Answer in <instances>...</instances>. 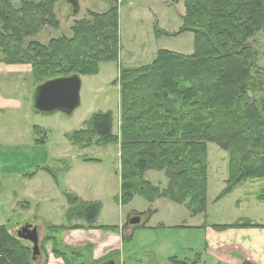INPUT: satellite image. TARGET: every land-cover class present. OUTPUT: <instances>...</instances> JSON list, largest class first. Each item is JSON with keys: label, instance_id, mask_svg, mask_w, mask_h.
<instances>
[{"label": "trees", "instance_id": "1", "mask_svg": "<svg viewBox=\"0 0 264 264\" xmlns=\"http://www.w3.org/2000/svg\"><path fill=\"white\" fill-rule=\"evenodd\" d=\"M62 1L0 0V64L29 67L35 95L47 82L92 77L99 74L101 64L120 59L118 0H101L109 9L89 12L76 21L71 38L38 41L44 30L61 27L57 6ZM182 1L166 0L170 5ZM184 6L183 26L173 36L192 33L194 53L185 56L163 50L150 65L122 69L119 135L114 134L115 119L108 112L93 115L83 130L68 139L81 149L119 145L123 205L139 195L151 204L169 200L199 216L206 215L209 207V144L228 154L229 180L219 199L245 181L264 182V69L258 66L253 46L264 29V0H184ZM34 111L38 113L35 107ZM39 129L34 127V132ZM151 170L166 175L167 189L145 180ZM66 196L67 225L44 224L41 254L35 261L33 246L19 239L15 223L0 226V264H48V245L64 264H86L85 250L66 246L59 239L62 232L122 230L124 242H129L134 231L142 228L132 227L129 237L128 227L104 228L98 223L101 204ZM257 200L264 205V188ZM240 227L247 225L217 228ZM117 257L115 253L107 261L120 264ZM171 262L199 264L176 258Z\"/></svg>", "mask_w": 264, "mask_h": 264}, {"label": "rangeland", "instance_id": "2", "mask_svg": "<svg viewBox=\"0 0 264 264\" xmlns=\"http://www.w3.org/2000/svg\"><path fill=\"white\" fill-rule=\"evenodd\" d=\"M118 1L122 47L120 59L118 62L101 64L98 75L81 78L80 106L73 114H36L31 107H35V85L30 68L23 67L20 72L0 65V140L7 145L1 148L0 157L6 154L9 166H17L10 171L13 172L10 177L16 179L12 189L19 188L16 174L33 175L37 173L38 167L42 170L30 179L26 177V190L21 186L19 188L24 197H36V202L27 204L31 206V211H25L23 216L21 213L20 217V213H11L10 207L6 211L0 208V226L10 221L15 223L20 218L26 221L25 225H41L37 218L40 214L49 224L67 225L66 212L70 206L66 195H72L85 203L101 204L98 223L104 228L128 227L126 237L132 231L130 218L142 217V228L134 231L132 241L124 242L123 252L117 251L120 264H172V258L193 263L204 251L192 248L201 240V234L194 232L193 227L233 224L239 222L236 221L239 218L246 220L253 216L257 222L264 223V205L257 200L264 182L245 181L231 194L219 199L224 196L229 180L228 154L217 145L209 144V207L205 216H193L185 206L166 199L151 204L139 195L130 204L123 205L120 202L119 145L81 149L70 142L68 135L83 130L97 113L111 112L115 119L114 134L119 135L121 94L118 80L122 69L150 65L159 51L163 50L185 56L194 53L195 38L192 33L173 36L183 26L184 0L178 5H170L166 0ZM79 4L80 13L74 17L72 5L63 0L57 6L61 27L58 30H44L37 40L47 44L50 39L63 36L71 38V29L76 21L87 17L89 12L103 13L110 7L101 0H79ZM253 46L259 56L258 66L264 69V29L258 33ZM31 127H39V131L47 134L32 132ZM32 139H35L36 146L30 144ZM5 172L3 175L8 178ZM144 178L162 191L169 186V180L163 172L151 170L146 172ZM2 203L8 204L6 197ZM77 223L84 224L81 221ZM43 230L41 227L40 239ZM86 256L84 262L87 264Z\"/></svg>", "mask_w": 264, "mask_h": 264}, {"label": "crops", "instance_id": "3", "mask_svg": "<svg viewBox=\"0 0 264 264\" xmlns=\"http://www.w3.org/2000/svg\"><path fill=\"white\" fill-rule=\"evenodd\" d=\"M1 67L10 68V66L6 65ZM11 68H14L20 72L23 70V67ZM28 93L29 92H27V95ZM31 107L34 110V106ZM33 128L31 127L32 132L34 131ZM30 144L32 146H36L35 139H32ZM5 146H7L6 143L0 140V154L2 152L1 148ZM9 164L10 162L8 156L3 154V156L0 157V208L6 211V209L10 207L11 213L15 212V215L20 213V217H22L26 213L25 211H31V206L28 207L27 205L28 202H36L37 199L34 196L33 198L32 196L24 197L22 194H20L19 188L21 186L22 189L26 190V185L28 184L26 177L30 179L38 175L42 170L40 167H38L37 173L33 175L25 174V176H20L19 174H16L17 177H19V179H17L19 188L14 190V188L12 189V186L16 179L10 177V175L13 173L10 171H12V169L16 168L17 166L10 167ZM3 171L7 172L8 178L4 177ZM4 197H6L8 204L2 203ZM51 201L54 203V200ZM37 218L40 219L41 222V225H39L41 231V227L44 228V224L49 223L42 214L37 216ZM253 218L254 216L246 220L244 218H239L236 220L239 222L233 224H203L202 226L193 227L194 232L201 234V240L200 243L198 242L197 246H193L192 248H195L199 251H201L200 249H204V251H201L199 259L197 260L199 261V264H264V223L257 222ZM10 222L12 223V221ZM24 222L21 220V218L17 220V222H15L16 229L14 232H16L18 224L25 226ZM28 225L35 226L37 224L29 223ZM234 225H247V227L229 228L224 230L217 228L219 226L222 227ZM45 231L46 230L44 229L43 233H45ZM59 239L66 246L76 249H84L85 256L89 251L88 255L86 256V258H88V262L90 261L96 264H106L105 261H107L109 257H112V255H115V253H118L117 251H124V238L122 230L117 234L104 233L98 230L64 231L59 235ZM46 250L49 255L48 264H64L62 259H57L52 255V245H48ZM191 253L195 255L194 252Z\"/></svg>", "mask_w": 264, "mask_h": 264}, {"label": "water", "instance_id": "4", "mask_svg": "<svg viewBox=\"0 0 264 264\" xmlns=\"http://www.w3.org/2000/svg\"><path fill=\"white\" fill-rule=\"evenodd\" d=\"M73 7L72 16L80 13L79 0H67ZM119 2V1H118ZM81 78H65L54 80L40 86L35 95V110L40 115H52L63 112L71 115L80 106ZM142 217L130 218L129 225L136 227L141 225ZM19 239L30 243L33 246L34 261L40 256V227L39 225H17ZM106 264H116L115 261Z\"/></svg>", "mask_w": 264, "mask_h": 264}]
</instances>
